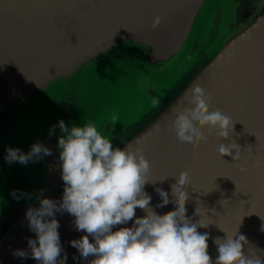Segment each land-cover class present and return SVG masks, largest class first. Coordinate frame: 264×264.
I'll return each mask as SVG.
<instances>
[{
	"label": "water",
	"instance_id": "1",
	"mask_svg": "<svg viewBox=\"0 0 264 264\" xmlns=\"http://www.w3.org/2000/svg\"><path fill=\"white\" fill-rule=\"evenodd\" d=\"M199 64L158 114L114 148L132 143L144 150L152 165L144 190L158 214L176 207L171 185L188 171L187 216L198 221L201 207L212 223L198 231L209 233L213 262L214 240L226 235L220 228L246 235L245 254L264 261V0H0V221H8L0 264H39L28 246L36 233L26 213L40 206L41 190L43 198L63 199L62 133L53 126L61 119L69 128L92 122L113 141L160 107ZM195 82L212 95L211 110L237 121L230 139L214 133L195 145L177 139L172 109L187 106ZM232 140L241 148L236 161L218 153ZM37 142L52 154L27 164L6 161L9 147L28 153ZM158 187L169 194L160 208ZM145 214L136 209L137 217ZM55 218L57 264L65 256V264H90L94 257L84 260L71 243L86 234L75 217L56 211ZM134 219L116 227H131ZM18 249L28 258L15 256Z\"/></svg>",
	"mask_w": 264,
	"mask_h": 264
},
{
	"label": "clouds",
	"instance_id": "2",
	"mask_svg": "<svg viewBox=\"0 0 264 264\" xmlns=\"http://www.w3.org/2000/svg\"><path fill=\"white\" fill-rule=\"evenodd\" d=\"M161 19L157 17L153 21V29L159 26ZM187 100V106L172 109L176 115L171 127L181 143L195 145L207 142L208 136L213 133L222 139H230L237 121L219 108L211 110L213 97L203 86L193 83ZM158 103V100L153 101L154 106ZM116 120L113 116V125ZM55 127H59L62 133L58 140L64 182L62 202L43 198L41 190L38 196L40 206L29 207L26 213L28 226L36 233L35 239H28V246L31 257L39 264H57L61 257L60 225L55 218L56 211H67L75 217L76 229L86 232L71 243L84 260L94 257L90 264H264L257 256L245 254L244 248L248 244L246 235L240 234L239 230L229 234L220 227L226 235L214 240L219 255L213 262L208 251L209 233L198 231L212 223L205 222L206 216L201 207L194 212V216L201 217L198 221L193 222L187 216V188L192 185L187 170H181L176 182L171 185L176 207L158 214L150 206L152 197L144 190L151 181L152 165L142 148L132 143L124 148H114L108 136L92 122L83 126L74 123L69 128L61 119L53 129ZM53 129H50V135ZM218 153L222 158L231 156L236 161L240 159L241 148L232 140L227 144L221 143ZM51 154L48 147L37 142L28 153L9 147L5 159L9 164H27L30 160ZM155 190L162 198L156 207L166 206L169 203L168 192L159 187ZM137 208L146 214L137 217ZM133 218L131 227H116L127 225ZM261 231H264V225ZM13 254L28 258L24 250L18 249ZM65 260L66 256L59 259V264H65Z\"/></svg>",
	"mask_w": 264,
	"mask_h": 264
},
{
	"label": "rangeland",
	"instance_id": "3",
	"mask_svg": "<svg viewBox=\"0 0 264 264\" xmlns=\"http://www.w3.org/2000/svg\"><path fill=\"white\" fill-rule=\"evenodd\" d=\"M200 65V64H199ZM198 65V66H199ZM198 66L196 67V68H198ZM192 72V71H191ZM191 72H189V73H187L186 75H185V77H184V79L182 80V81H180V83L176 86V88H175V90L169 95V96H173V95H176L179 91H180V87H181V85H182V83L187 79V78H189V77H191ZM180 88V89H179ZM175 97V96H174ZM169 98H167L166 99V101L168 100ZM165 101V102H166ZM164 102V103H165ZM163 103V104H164ZM161 105V107L163 106V107H165V104L164 105ZM161 107H158L159 109L161 108ZM162 107V108H163ZM157 108V109H158ZM162 108H161V110H162ZM157 109L152 113V114H149V115H147L146 117H144V119L138 124V125H136V127H133V128H131V129H129L128 131H126L123 135H121V136H119L118 138H116L115 140H113L112 141V143H113V147H115L116 145H118V144H120L121 142H123L124 141V139H127V138H129V136H131L133 133H135V131H136V129H137V127L138 126H140V127H142L143 125H145V124H147L155 115H156V111H157Z\"/></svg>",
	"mask_w": 264,
	"mask_h": 264
},
{
	"label": "trees",
	"instance_id": "4",
	"mask_svg": "<svg viewBox=\"0 0 264 264\" xmlns=\"http://www.w3.org/2000/svg\"><path fill=\"white\" fill-rule=\"evenodd\" d=\"M201 65H202V64H200V65L198 66V68H196V69L194 70L193 74H194V73L200 68ZM191 74H192V72H191ZM192 76H193V75H192ZM189 78H190V77H189ZM189 78H187V79L183 82L184 85H185L186 82L189 80ZM184 85H183V86H184ZM183 86H182V87H183ZM182 87H181V88H182ZM174 96H175V95H174ZM174 96H173V98H174ZM173 98H172V99H173ZM172 99H170V101H171ZM170 101H169V102H170ZM169 102H168V103H169ZM168 103H167V104H168ZM160 107H161V106H160ZM162 107H163V106H162ZM162 107H161V108H162ZM161 108H160V109H159V108L157 109V111H156L157 113H156V114H158V113L161 111ZM163 108H164V107H163ZM163 108H162V109H163ZM135 127H136V126H135ZM136 130H137V129H136ZM4 227H5V224H2V225L0 226V232L4 229Z\"/></svg>",
	"mask_w": 264,
	"mask_h": 264
},
{
	"label": "flooded vegetation",
	"instance_id": "5",
	"mask_svg": "<svg viewBox=\"0 0 264 264\" xmlns=\"http://www.w3.org/2000/svg\"><path fill=\"white\" fill-rule=\"evenodd\" d=\"M193 72H194V71H192V75H193ZM192 75H191V77H192ZM183 85H184V83H182L181 87H182ZM181 87H180V88H181ZM180 88H179V89H180ZM173 96H174V95H173ZM173 96H172V97L169 96V99L164 103L165 106H166L167 103L170 101V99L173 98ZM164 104H163V105H164ZM139 128H140V126L137 127V130H138ZM137 130H136V131H137ZM136 131H135V132H136ZM124 140H125V139H124ZM116 146H117V145H116ZM2 224H5V227H6V226L8 225V221H0V226H1ZM5 227H4V228H5ZM2 231H3V230H2ZM2 231H1V232H2ZM1 232H0V233H1Z\"/></svg>",
	"mask_w": 264,
	"mask_h": 264
}]
</instances>
